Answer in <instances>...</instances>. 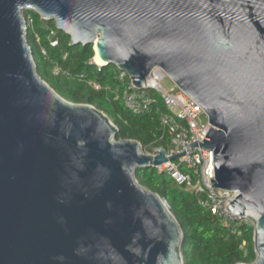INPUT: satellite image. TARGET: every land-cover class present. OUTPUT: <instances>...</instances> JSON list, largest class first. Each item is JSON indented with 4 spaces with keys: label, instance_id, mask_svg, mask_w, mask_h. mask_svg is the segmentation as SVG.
I'll use <instances>...</instances> for the list:
<instances>
[{
    "label": "water",
    "instance_id": "95a60500",
    "mask_svg": "<svg viewBox=\"0 0 264 264\" xmlns=\"http://www.w3.org/2000/svg\"><path fill=\"white\" fill-rule=\"evenodd\" d=\"M55 22L143 90L161 68L212 125L181 154L144 153L36 71L23 13ZM94 61V60H93ZM214 151L212 186L255 211L264 264V0H0V264H184L183 231L139 169Z\"/></svg>",
    "mask_w": 264,
    "mask_h": 264
},
{
    "label": "trees",
    "instance_id": "16d2710c",
    "mask_svg": "<svg viewBox=\"0 0 264 264\" xmlns=\"http://www.w3.org/2000/svg\"><path fill=\"white\" fill-rule=\"evenodd\" d=\"M26 16L32 20L26 39L37 74L59 96L73 104L91 105L105 113L119 129L116 141H137L147 152L169 149V139L164 136L155 112L132 114L123 101L117 99V90L126 85L117 78L119 70L113 65L91 64L96 56L94 45H71L70 38L57 29L55 22L44 20L34 11ZM54 41H58L55 47ZM56 68L60 70L57 75L54 74ZM81 75H85L87 81L100 83L103 89L93 90ZM135 177L143 188L166 200L179 223L184 238V264L255 263L257 254L252 227L242 226L235 230L226 226L202 210L199 196L187 185L177 184L168 174L159 173L155 168L139 169Z\"/></svg>",
    "mask_w": 264,
    "mask_h": 264
},
{
    "label": "built area",
    "instance_id": "2783aa9c",
    "mask_svg": "<svg viewBox=\"0 0 264 264\" xmlns=\"http://www.w3.org/2000/svg\"><path fill=\"white\" fill-rule=\"evenodd\" d=\"M25 21V32L32 23L30 17L23 13ZM52 45H58L54 41ZM46 55V52L43 51ZM91 64H95L94 61ZM96 65V64H95ZM56 68L54 74H59ZM117 78L126 82L122 90H117V99H121L125 108L135 115H143L155 112L158 116L161 130L164 136L169 139V149L166 150V157L174 154H181L186 151L190 144L204 143L212 125L202 107L189 98L173 82V87L166 89L162 82L169 78L161 68H155L146 81L143 90L136 88L127 72L118 71ZM82 80H86L85 75H81ZM87 81V80H86ZM87 84L95 91H101L103 86L93 80H88ZM164 106V109H162ZM205 116L206 120H202ZM163 136V137H164ZM185 155L179 156L175 161L155 167L159 173H166L179 185L192 187L199 196V206L206 213L219 219L226 226L237 230L242 226L257 227L259 215L255 211H246L244 215L235 214L227 209L230 202L236 199L240 193L238 191H223L212 186L211 179L215 181L214 151L205 150L201 147L188 148ZM159 149L153 152L144 153L153 157L157 156ZM184 170L188 172H184Z\"/></svg>",
    "mask_w": 264,
    "mask_h": 264
},
{
    "label": "rangeland",
    "instance_id": "374dc122",
    "mask_svg": "<svg viewBox=\"0 0 264 264\" xmlns=\"http://www.w3.org/2000/svg\"><path fill=\"white\" fill-rule=\"evenodd\" d=\"M29 12H33V10H29V11H27L26 14H28ZM95 54H96V52H95ZM162 85H163L166 89H170L171 87H173L174 84H173V82L171 81L170 78H166V79L163 80ZM202 120H203V121L206 120V117L203 116V117H202ZM189 190L194 191V189H193L192 187H189Z\"/></svg>",
    "mask_w": 264,
    "mask_h": 264
},
{
    "label": "bare ground",
    "instance_id": "6f19581e",
    "mask_svg": "<svg viewBox=\"0 0 264 264\" xmlns=\"http://www.w3.org/2000/svg\"><path fill=\"white\" fill-rule=\"evenodd\" d=\"M94 63H95L97 66H99V67H103V66H105V65L107 64L105 61H103V60L100 58V56H99V54H98V52H97V49H96V56H95V58H94Z\"/></svg>",
    "mask_w": 264,
    "mask_h": 264
}]
</instances>
